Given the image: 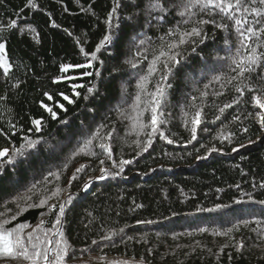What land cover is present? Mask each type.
I'll return each instance as SVG.
<instances>
[{
	"label": "trees",
	"instance_id": "obj_1",
	"mask_svg": "<svg viewBox=\"0 0 264 264\" xmlns=\"http://www.w3.org/2000/svg\"><path fill=\"white\" fill-rule=\"evenodd\" d=\"M36 3L39 7L34 10L27 6V0H0V24L17 22L14 28L0 32V43H5L12 64L8 75L0 69V149L20 147L25 136L39 140L35 148L28 149L14 164L4 163L0 167V212L9 218L15 214L18 208L13 199L26 193L33 184H37L38 195H47L57 187L63 190L51 204L71 195L73 200L66 206L63 217V231L74 250L67 264H102L97 259L101 256L106 261L128 260L130 264H264V242L252 231L257 227L255 223L241 225L239 231L229 236L215 234L216 230L242 220L264 221V204L259 203L264 201V188L260 187L264 184V128L255 119L259 109L252 100L254 94L264 95L260 91L264 79L259 78L264 75V65L251 76L255 92L245 89L240 103L221 115L218 107L238 95L236 82L222 89L219 83L210 81L214 75L235 73L230 72L229 60L218 59L229 55V46L224 43L226 34L211 24L204 26L208 39L198 44L195 52L192 44L183 46L185 58L170 77L172 88L168 90L163 117L166 123L160 129L166 138L157 133L152 146L143 151L135 141L142 145L147 137L143 132L137 135L131 121L117 109L130 112L137 79L133 73L146 68L147 61L135 70L125 61L137 51L139 40L148 37L153 46L159 44V37L180 21L177 11L184 0H167L171 12L161 22L146 15L147 0H122L119 20L113 21L119 23L114 43L98 53L103 64L93 62L91 69H74L70 73L78 77L76 83L85 85L78 89L79 97L73 96L67 83L53 80L64 75L60 72L61 64L86 62L80 47L88 52L95 50L108 31L105 21L112 0H36ZM89 6L95 15L81 11V7ZM214 18L220 20L218 15ZM53 21L57 26H53ZM228 39L234 52L237 36L231 25ZM97 69L99 77L95 75ZM82 71H91L93 75L82 76ZM205 84L210 86L203 123L197 129V139L191 140V124L186 126L184 112L189 111L191 97H199L200 91L205 90ZM93 85L96 91L88 95L87 88ZM122 85L127 87L126 94ZM45 92L63 103L66 111L47 101ZM60 92L75 102L64 101L58 95ZM215 92L223 94L215 96ZM85 95L88 99H84ZM41 101L54 107L56 119L40 107ZM235 116L239 119H233ZM40 118L44 123L41 131L36 132L32 120ZM100 125H106L100 130L101 136L112 133L109 141L112 159H107L98 147L94 148L99 154L96 157L83 154L73 157L83 139ZM221 132L225 136L234 135L225 139ZM169 139L173 143H168ZM212 148L217 151H210ZM100 159L105 160L103 165ZM121 159L132 161L122 171L118 166ZM81 165L86 167L72 180ZM102 167L107 173L101 172ZM49 172H60L59 179L51 176L45 181ZM102 175L104 178L100 179ZM217 204L229 207L200 211ZM20 207H26L24 202H20ZM55 215L47 206L27 208L9 226L15 223L35 226L43 218L46 227H51ZM204 227L209 230L198 231ZM113 230L118 234L111 240L102 239ZM93 240L98 243L93 245ZM237 241L244 244L240 252L236 250ZM0 264L25 262L0 259Z\"/></svg>",
	"mask_w": 264,
	"mask_h": 264
},
{
	"label": "snow or ice",
	"instance_id": "obj_2",
	"mask_svg": "<svg viewBox=\"0 0 264 264\" xmlns=\"http://www.w3.org/2000/svg\"><path fill=\"white\" fill-rule=\"evenodd\" d=\"M167 0H147L145 5V13L149 17L154 18L157 22L163 21L166 16L171 12V7L166 6ZM122 0H112L111 10L107 14L105 23L107 24L108 31L103 38L96 45L95 50L88 52L84 47H80V53L85 57L86 62L83 64H61L60 72L64 75H60L54 78L53 83L65 82L70 87L74 97H79L81 93L78 91L80 88H84L85 85L76 83L78 77L71 75V71L74 69H91L94 67L93 62H99L101 65L103 61L99 60L98 53L102 50H106L109 46H112L116 38V30L119 28V23L114 24L113 21L119 20L118 10L121 8ZM27 6L32 9H38L39 5L36 0H27ZM138 7V5H136ZM81 11L91 13L95 15L91 6L84 8L81 7ZM153 13H156L154 17ZM138 14V13H137ZM177 15L181 18L177 22L175 27L169 28L166 33L159 37V44L153 46L151 38L139 40L137 45V51L134 55L125 61L130 69H138L140 65L147 61L146 68L142 69L139 73H133L137 76L135 84V94L132 99V104L129 105L130 112L128 110L117 111L120 115L131 121V127L133 131L140 135L144 133L147 139L141 145L139 140L135 141L138 147H142L143 151H148V148L152 146L153 137L158 133L162 138L164 133L160 130L162 125L166 123L163 119L165 113L164 108L167 103L168 90L172 88V84L169 82L170 77L174 75L176 67L185 58L182 52V48L185 45L192 44V52L196 51L198 44L204 43L208 39V35L204 30V26L211 24L214 28L223 31L225 35V45L229 46V55L227 57H218V59H227L230 61V72L235 75H228L221 73L214 75L210 83H219L223 89L227 85H234L235 92L238 94L232 102L224 104L222 107H218L217 111L222 115L226 109H230L234 104H239L241 97L244 96L245 89L249 92H255V86L251 81L253 73L264 65V0H184V3L178 6ZM219 16L220 20L217 21L214 17ZM213 17L211 19H205L204 17ZM131 17H128L130 19ZM227 21V22H225ZM16 20L10 21L7 25L0 24V32L10 30L16 26ZM191 24L190 28L182 27L183 25ZM235 32L237 36L235 51L231 49V41L228 39L229 28ZM53 26L55 22L53 21ZM258 26V27H257ZM35 31V29H29ZM70 34V33H69ZM136 40V37H133ZM79 44V40H77ZM12 64L9 62L6 52L5 43H0V69H3L4 75H8ZM118 71V69H113ZM82 76H92L91 71H82ZM95 75L100 76L99 69L96 70ZM264 79V75L259 77ZM248 81V82H246ZM209 84L204 85V89L200 91L199 97L192 96L191 102L187 105L189 111H185L184 115L187 117L185 120L186 126L190 123L191 140L197 139V129L203 123L205 100L209 96L207 89ZM122 92L127 93V87L122 85ZM96 91L95 85L87 88L88 95L93 94ZM264 92V88L260 89ZM223 92H215V96L222 95ZM64 101L69 104L75 102L73 98L64 92L58 94ZM88 95H85L84 99H88ZM44 96L47 101H52L55 107L65 110V105L56 101L55 97L45 92ZM199 100L200 103L195 102ZM254 107H257L259 111L255 113V119L260 124L261 128H264V95L254 94L252 96ZM40 107L46 111L51 118H57V112L53 106L41 101ZM148 114L147 120L145 114ZM249 115H252L249 113ZM216 119H220V115L216 116ZM233 119L238 120L239 117L235 116ZM43 119H33L32 124L36 132L41 131L43 126ZM106 125H100L91 135L84 138L77 150L73 153V157L78 155H86L96 157L99 154L94 151V148L98 147L103 154H106L107 159H112V147L110 144L111 132L101 136V129ZM33 131V129H29ZM114 131V129H113ZM248 131L247 128L244 129ZM233 133H229L227 136L223 132L220 136H224L225 139H229ZM25 143L20 147H13L9 149L7 147L0 149V167L4 163L14 164L18 157L24 156L28 149L35 148L39 140L33 141L30 137L25 136ZM191 140L189 142H191ZM168 143H173L172 140H168ZM243 147V145H241ZM210 151H217L216 148H212ZM236 151V149H233ZM2 158H6L2 159ZM105 163L104 159H100V164ZM132 163L131 160L121 159L118 163L120 170H123L124 165ZM117 164L114 161L113 167ZM67 167V165H65ZM86 165H81L76 168V172L73 173L72 180L76 179V173L82 172ZM102 173H107V169L101 168ZM55 176L59 179L60 172H49L48 176L44 179L47 181L48 177ZM103 179V175L99 177ZM39 183V182H38ZM87 189V182L84 185ZM264 188V184L260 185ZM37 184H33L26 193L13 199V203L17 204L18 211L7 217L5 213L0 212V259L9 261H24L25 264H67L68 259L71 258L73 253V246L65 236L63 231V217L65 215L66 206L73 200L71 195H68L65 200L58 202L57 204H51L50 201L54 198H59L61 188L57 187L50 190L47 195H38L36 193ZM36 197V199H34ZM251 199V196H249ZM20 202H24L26 207L21 208ZM240 203V201H235ZM264 204V201H259ZM47 206L49 212H55V220L51 227H46V221L41 218L35 225H29L28 223H15L13 226H9L13 221L17 220V216L21 212L26 211L27 208H44ZM139 207V206H138ZM229 205L217 204L212 209H200V211H216L221 208H227ZM7 211H11L8 209ZM43 216V213L41 214ZM138 223H141L138 221ZM145 223H151V221H145ZM251 223L257 225L252 231L257 232L259 239L264 242V221L256 219L254 221L242 220L238 224H233L231 227L222 230H216V235L229 236L234 231H239L241 225L248 226ZM30 229V230H29ZM209 229L199 228L198 231L203 233ZM119 232H124V229H119ZM116 231H111L102 237L104 240H111L113 236L117 235ZM191 234V233H189ZM129 240L133 237H128ZM98 242L92 241L93 245ZM227 246V245H226ZM244 247L242 241H237L236 250L240 252ZM231 259V257H229ZM102 264H130L128 260H111L106 261V258L101 256L97 258Z\"/></svg>",
	"mask_w": 264,
	"mask_h": 264
}]
</instances>
